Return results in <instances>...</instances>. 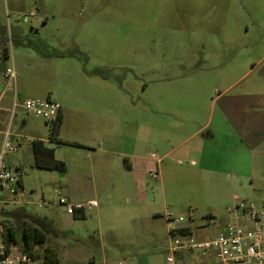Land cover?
<instances>
[{"label": "rangeland", "instance_id": "obj_1", "mask_svg": "<svg viewBox=\"0 0 264 264\" xmlns=\"http://www.w3.org/2000/svg\"><path fill=\"white\" fill-rule=\"evenodd\" d=\"M14 24L25 32L19 40L12 39L9 31ZM0 28V95L8 86L12 97L17 89L20 101L66 98L82 102L100 95L97 90L87 91L85 85L104 82L108 84L107 99L116 103L113 110L122 127L123 143L117 145L118 150L135 147L132 140L138 128L133 122L144 119L143 111L176 110L172 99L186 103L187 118L171 117L173 128L183 127L186 135L214 116L211 126L209 122L155 162L142 179L116 178V171L107 170L102 178L97 173L94 185L89 171L99 153L92 152L103 144L77 145L60 131L58 140H51L52 123L18 107L12 132L24 142L8 159L13 168L24 170L27 192L33 191L35 200H56L62 190L74 203L89 197L100 203L99 214L86 209L77 216L63 205L4 204L5 210L24 206L30 213L47 217L56 230L57 235L51 233L44 244L32 245L29 264H44L48 250L58 256L55 264H166L171 241L166 213L184 216L182 224L190 225L196 237L205 239L220 230L217 224H209L210 213L234 203L233 194L264 204L263 162L250 165L247 159L239 175L226 172L218 185L214 174L200 169L195 155H188V150H195L203 135L214 129L228 95L233 98L247 91L250 83L259 91L264 89L263 58L229 93H221L247 71V49L253 63L264 54V0H0ZM259 37L263 39L256 43ZM55 47L74 54L44 55ZM7 66L17 72L16 87L4 81ZM77 132L81 139L96 135L89 129H63L70 137ZM183 134H174L172 144ZM28 138L45 140L55 149L56 158L65 163V170L38 166L34 141ZM157 142L146 147L142 143L139 149L144 147V154L158 161L167 141L159 136ZM152 172H159L161 180L150 177ZM1 229L0 218V239ZM178 256L180 264H216L212 255L183 251Z\"/></svg>", "mask_w": 264, "mask_h": 264}, {"label": "crops", "instance_id": "obj_2", "mask_svg": "<svg viewBox=\"0 0 264 264\" xmlns=\"http://www.w3.org/2000/svg\"><path fill=\"white\" fill-rule=\"evenodd\" d=\"M9 31L12 33V39L17 40L23 38L25 34L24 29L17 24L11 25ZM263 38H255V42H261ZM29 42L34 45L32 41ZM55 49L57 48L55 47ZM47 57L53 58L50 56ZM263 58L264 54L253 63L250 50L247 49V71L234 82L228 83L221 93H229L236 82L248 74L252 66L258 64ZM3 76L4 81L8 82L5 72ZM261 80L264 82V75L261 76ZM88 87L89 90L87 91L97 90L100 95L102 93L104 95L100 96L97 94L98 98L86 99L82 102L77 101L79 99H76V101L70 99L68 102L66 98H59L57 101L62 104L61 136L64 135V138L71 139L79 144L88 145L89 147L99 145L100 143L104 146L92 152L94 155L95 153H99L97 155L99 160L91 165L89 171L90 179L94 182V185L98 180L97 173L102 178V173H105L107 170L121 173L117 175L115 172L114 177L116 178L117 176H122L123 178L131 176V178H135L136 180L142 179L147 170H150L155 162H159L161 158L170 154L183 142L205 129L209 122L210 126L213 124L214 116L189 135H186V129L183 127H179L178 129L174 125L175 128H173V120L171 117L174 116L177 118L184 116L185 118L187 112H185V101H182L181 98L172 99L173 102L177 103L176 110L167 109L163 112H159L156 109L149 108L143 111L142 114L144 119L137 117L138 119L133 122L136 128H138V131L142 126V131H137L133 136L132 144L135 147L133 146L134 148L131 149V151L127 150L128 147L118 150L117 145L123 143V139L120 137L122 127L117 123L118 116L115 114L116 111L113 110L114 107H116V103L109 101L105 93L108 84L95 80V82H90V84L84 86V88L87 89ZM92 87H96L97 89L94 90ZM8 92L9 88L7 86L0 95V107L2 108L0 114L3 118V128L6 126L14 106L15 94H13L12 97ZM228 97L229 95L222 103L217 124L214 129L206 135H203L202 139L195 147V150H188V155H195L197 161L196 166L198 165L200 169L206 172L213 173L216 178V184L218 185L221 183L219 179L226 174V172H230L231 176L233 175V173H231L232 171L239 175L241 173L240 166L242 164L246 166L247 159H249L250 165L258 163V161L263 162L261 165H264V89L259 91L250 83L247 84V91L234 95L232 96L233 98ZM169 103H171V101ZM66 127L74 132L77 130L86 132V130L89 129L96 135L91 138L81 139L77 132L74 136L70 137L63 133V129ZM184 132L185 134L178 138L179 142L173 145V135ZM159 136H162L167 141V147L163 155L156 161L155 158L146 156L143 149L152 144L157 145V137ZM142 143L145 144V146L139 149L140 146H143ZM158 144H161L160 141ZM254 176L256 177V175ZM108 177L109 172L106 173V178ZM231 185L234 184L231 183ZM229 194H231V192ZM235 196L237 195L233 194L232 200H235ZM92 199L96 198L89 197L87 201ZM226 200H228V198H226ZM87 201L82 203H86ZM230 204L233 203H228V205ZM99 206L100 203L91 210L95 209L99 214ZM227 206L222 207L223 210L221 207H216L214 212L210 213L209 224L213 223L211 217H215L218 219L217 226L223 225L229 219L226 211ZM83 213L84 212L78 210L73 216ZM185 226L188 230L192 231L190 225ZM167 231L170 232L168 221Z\"/></svg>", "mask_w": 264, "mask_h": 264}, {"label": "built area", "instance_id": "obj_3", "mask_svg": "<svg viewBox=\"0 0 264 264\" xmlns=\"http://www.w3.org/2000/svg\"><path fill=\"white\" fill-rule=\"evenodd\" d=\"M33 16V13H31ZM7 81L11 87H16L17 72L14 67L5 70ZM14 106L10 117L3 128V118L0 114V264H29L33 255L17 247H10L3 236L4 204L36 203L39 206L63 205L67 212L75 215L76 212L91 210L98 206V201L92 199L86 203H74L66 197L62 190L58 191L56 200L41 197L33 199L34 192H27L24 187L25 172L21 167L13 168L9 163V156L19 151V145L24 142L21 135L12 132V122L17 108L21 107L27 115L39 116L49 122L58 119L62 112L61 102L52 98H27L20 101L17 89L14 91ZM0 110L2 108L0 107ZM28 141L33 142L32 138ZM152 178L161 179L159 172H152ZM229 219L220 226L216 235L199 239L182 223L184 216H175L166 213L171 241L168 246L166 264H180L179 254L183 251L201 253L203 256L212 255L216 264H264V204L249 200H242L238 195L235 201L226 208ZM193 211L191 216H193ZM213 224L218 219L211 217ZM119 264H124L123 261Z\"/></svg>", "mask_w": 264, "mask_h": 264}, {"label": "trees", "instance_id": "obj_4", "mask_svg": "<svg viewBox=\"0 0 264 264\" xmlns=\"http://www.w3.org/2000/svg\"><path fill=\"white\" fill-rule=\"evenodd\" d=\"M3 40V37L1 38ZM5 47V53L8 56V48L5 41H2ZM74 53L54 50L52 52H45L44 55L50 57H66ZM62 124V116L52 122L51 140H58V133ZM79 145V143L74 142ZM34 151L36 164L44 168H55L64 171L65 163L58 160L55 155V149L48 147L44 140H34ZM2 220L3 236L5 242L10 247H17L21 250L27 251L33 255L32 245L34 243L44 244L48 236L54 232L57 235L52 221L44 216L30 213L24 206H18L12 210H5ZM58 263V256L46 251L44 253V264Z\"/></svg>", "mask_w": 264, "mask_h": 264}]
</instances>
